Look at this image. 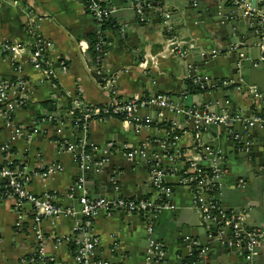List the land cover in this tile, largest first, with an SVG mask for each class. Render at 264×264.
<instances>
[{
  "label": "crops",
  "instance_id": "crops-1",
  "mask_svg": "<svg viewBox=\"0 0 264 264\" xmlns=\"http://www.w3.org/2000/svg\"><path fill=\"white\" fill-rule=\"evenodd\" d=\"M15 1L18 2L17 6L13 4ZM162 1L167 11L176 16L172 21L170 37L166 35L162 21L157 22L156 10L152 9V15L145 23L137 22L126 8L130 5L139 8L138 4L131 3L130 0H107L105 3L113 14L110 25L103 31L106 43L98 57L97 66L90 59L89 49L90 40L98 35L100 28L81 0L0 1V40L19 42L31 47L39 40L48 44L45 58L53 71L52 76L48 77L33 68L28 54L20 56L24 78L30 82L32 93L28 105L16 112L14 120L24 130H30L34 122L45 123L42 124L43 132H38L30 144L23 138L16 148L24 149L29 145L30 166L40 172L55 164L64 168V171L50 178H35L29 186L37 197L49 193L58 195L56 205L63 210L79 208L76 199L82 193L77 191L74 200H70L68 194L81 177L85 178L86 190H91L92 197L99 195L103 188L100 183L106 182L109 184L104 192L106 198L141 199L156 196L150 182L151 162L158 158L168 170L165 182L172 192L160 199L162 204L172 208L164 209L154 219L153 232H148V224L140 215L101 213L91 224L90 233L99 238L100 244L92 255L90 264L102 260L111 264H154V260L146 252L148 234L154 233L156 238H164L165 244L174 237H185L183 242L191 239L199 247L207 241L205 230L212 232L214 229L231 239L227 244L221 242L215 250L210 247L197 248V254L200 255L198 264H246L243 256L244 241L234 237L231 227L226 225L224 219L204 221L196 207L194 191L181 185L177 175V171L182 170L186 162H192L204 170L214 169L216 166L221 171L216 195L218 202L226 212L244 214L249 230L264 232L262 196L246 192L240 194L237 205L229 203V207L226 206V196L236 193V189L243 187L248 178L239 179L236 167L239 157L234 152V142L229 143L225 135H219L218 138L211 134L202 135L196 129L191 130L190 122L184 118L178 123L156 122L153 115H150L149 106H146L141 107V112L137 114L143 120L142 127L116 117L104 122L96 119L89 122L88 140L96 146L98 157L109 161L100 174L93 170L82 173L73 155L64 152L58 144L63 140L75 141L65 116L69 98L78 99L85 106L108 104L111 97L107 82L110 80L116 82L117 98L124 101L134 97L148 99L155 95H163L168 99L177 96L185 84H188L190 76V68L180 57L181 49H186L188 54L211 55L213 61L209 65L214 63L216 67L203 68L198 73L220 81L218 88L226 87L233 91L231 99L241 104L244 94H240V91H246L247 87L237 85L234 81L226 82L231 63L235 61L237 54L229 43L231 37L223 35L224 29L215 22V0H196L194 3L192 0ZM248 1L253 0H246ZM18 6L32 11L33 18L39 24L38 34L29 31L28 17ZM222 67L225 71L219 70ZM14 69L11 62L0 58V82L13 80L16 75ZM96 72L107 79L101 83V76L99 79L94 77ZM45 102H49L47 107L43 105ZM241 105L247 110L250 108L248 102ZM250 111L253 112L252 109ZM51 115L65 117L58 121L64 126L61 135H57L53 122H46ZM158 116L161 118L163 115L158 113ZM164 125H170L171 131L161 127ZM172 132H175L171 143L174 153L169 154L167 149L164 151L165 140ZM8 137L9 130L2 126L0 144L6 142ZM143 144L147 147L146 157L138 155L133 159L128 158V148H139ZM38 153L40 157L37 156ZM89 185L94 187L90 188ZM15 203L12 196H5L0 189V264H44L37 252L35 225L26 221L21 227L16 226L18 210ZM28 209L31 208L27 207ZM74 219L65 216L55 224L45 220L40 225L47 264H78L75 261L77 242L84 236L73 234ZM209 223H214L212 228L207 226ZM60 236H68L71 240L58 244L56 239ZM221 248L230 249L232 253L218 252ZM164 252L166 255L169 253L168 258L161 264H184L180 250L165 249ZM192 255L191 252L190 257ZM32 258L36 262H30ZM254 264H264V238L261 239Z\"/></svg>",
  "mask_w": 264,
  "mask_h": 264
},
{
  "label": "built area",
  "instance_id": "built-area-1",
  "mask_svg": "<svg viewBox=\"0 0 264 264\" xmlns=\"http://www.w3.org/2000/svg\"><path fill=\"white\" fill-rule=\"evenodd\" d=\"M106 1L107 0H86V3L82 1L100 28V31H98L99 42L96 44L97 51H102L106 43L103 39V31L101 28L111 19L113 14V11L106 5ZM232 1H235L236 4L248 7L246 0ZM13 4L17 6L18 2L15 1ZM164 24L166 25V32L170 34L173 26L170 23V16L168 14L165 17ZM29 31L32 34L35 33L33 27H30ZM47 46L48 44L45 45V43H42L40 40L32 47L10 40H0V58L11 62L15 68L16 74L13 80L0 82V126L2 125L9 130L8 140L0 144V189L5 196L9 195L15 199V205L18 210L16 226L21 227L26 221H31V223L35 225L37 230V252L42 258L41 262L47 264L44 238L40 231V225L45 220H50L55 224L57 220L66 216L75 218L72 228L73 234H82L84 236L77 242L78 249L75 261L78 264H90L91 257L100 244L99 238L93 233H90L92 220L101 213L107 215H113L118 212L125 213L126 215L136 214L144 218L148 224V232L152 233L154 219L157 218L164 209L172 208L167 204L161 203L162 196L167 197L172 192L171 187L165 182L169 172H166L158 163L151 164L150 182L156 192V196L141 199L92 197L86 190L85 178L81 177L70 188L68 194V198L74 200L76 199L75 193L77 191L82 193V195L76 199L79 206L78 209L63 210L59 208L56 205L58 195L55 193L37 197L31 192L29 187L30 182L35 178L47 179L64 171V168L59 164L47 166L43 168L42 172L33 169L30 166L28 155L31 150L30 146L27 145L24 149L16 148L18 142L23 138H26L27 144H30L38 132H43L42 130L44 129L42 124L45 123L44 121L34 122L30 130H24V128L18 125L14 120L16 112L28 105L30 94L32 93L31 84L24 78V68L19 59L21 55L28 54L33 68L50 77L53 71L50 69L43 54ZM175 51H177V49L173 52ZM107 83V90L111 97L108 104L81 106L82 103L78 99H75L73 101V108L66 111L65 114L75 141L63 140L58 142V144L64 152L73 154L82 173L93 170L95 173L100 174L109 162L106 158L98 157L96 146L88 140V124L91 120L96 119L104 122L109 118L121 116L124 118V121L135 122L139 127H142L144 126L142 124L143 120L135 115L138 107H146L149 105L167 106L166 100L168 98L163 95H155L148 99L134 97L125 101L120 100L116 96V82L110 80ZM77 109L81 110L83 114L80 118L74 119L75 110ZM54 120H56V117L51 115L46 119V122L52 123ZM206 120L208 123H225L227 118L207 117ZM249 123L251 126L255 123L264 124V116H256L254 120ZM63 129V125L59 124L56 126L57 135H61L64 132ZM199 145L200 144H197L198 147H200ZM146 149V144H143L139 148H128L127 156L130 159L138 155L146 157ZM37 156L40 157L39 153ZM153 161L158 162L159 160L156 158ZM190 172L195 175L185 178L179 177V182L181 185H185L194 191L192 183L202 175L203 169L192 163L189 168V173ZM220 177L221 171L215 166L214 176L200 181L199 189L194 191L196 207L200 211L204 221L213 222L219 217L224 219L226 225L231 227L234 237L245 243L243 247V256L246 264H254V259L259 254L261 239L264 238V232L249 230V228L246 227V217L244 214L226 212L218 201L211 200V197L208 200L205 198L206 195H209L211 190L213 191L218 188ZM27 207L31 209L27 210ZM215 211L218 213L217 217L214 215ZM70 240L71 238L68 236H60L56 239L58 244L69 242ZM157 248L160 249L161 247L158 246ZM159 254L160 256L154 260V264H160V262L164 261V250L162 249L159 251ZM30 262L34 263L36 260L32 258ZM96 264L111 263L107 260H102Z\"/></svg>",
  "mask_w": 264,
  "mask_h": 264
},
{
  "label": "water",
  "instance_id": "water-1",
  "mask_svg": "<svg viewBox=\"0 0 264 264\" xmlns=\"http://www.w3.org/2000/svg\"><path fill=\"white\" fill-rule=\"evenodd\" d=\"M130 0L131 3L138 4L139 8L132 5L126 8L134 16L137 22L145 23L146 19L152 15V9L156 10L157 22L162 21L166 31L165 17L170 16V23L176 19L174 13L167 11L162 0ZM196 0H192L194 3ZM170 3V2H167ZM248 7L236 4L232 0H215L213 5L216 10L214 12L215 22L221 29H224L223 35L229 38V43L235 48V61L231 64L229 76L226 82L234 81L235 84L245 85L246 91L241 89L240 94H244L241 104L250 105L247 110L233 99V91L226 87L218 88L220 81L213 80L212 77H204L198 71L206 68L212 69L216 64L209 65L213 58L208 54H188L186 49H181L180 57L190 68V76L180 93L172 99H167V106L149 105L150 115L156 122L165 121L178 123L182 118L188 120L191 124V130H198L202 135L211 134L218 138L219 135H225L227 141L234 142V152L238 154L239 161L236 165L239 179L247 177L243 183V187L236 189L239 193H232L226 196L229 203L237 205L240 202V194L250 192L251 195L264 198V124L255 123L250 125L256 116H264V0H253L246 2ZM27 15V25L33 27L36 34L39 24L35 21L30 9L25 10L24 6H18ZM182 16V15H179ZM173 26V24H172ZM167 33V32H166ZM233 39V40H232ZM220 71H225L222 67ZM102 83L104 78L98 72L94 73V77ZM232 98V99H231ZM81 106H85L82 104ZM253 110L250 111V110ZM142 108L138 107L135 115L141 112ZM158 113H162L159 118ZM226 117L225 123L212 122L208 123L206 118ZM200 134V135H201ZM202 141V140H201ZM220 181V179H219ZM240 181V180H239ZM238 181V182H239ZM90 188L94 186L89 185ZM103 187L100 189L99 195L95 198H105L106 182L100 183ZM91 195V190H88ZM205 198L208 200L209 195ZM221 219L220 217L218 218ZM214 223L207 226L212 228ZM230 230V228H226ZM206 243L196 247L191 239L185 240L174 237L171 242L165 244L164 238H156L155 234H148L146 238V252L152 260H156L162 249L180 250L182 263L190 258V254L198 253L197 248L210 247L215 250L221 242L227 244L231 239L220 235L215 229L212 232L205 230ZM181 240V241H180ZM161 247L160 249L157 247ZM96 250V249H95ZM201 251V250H200ZM96 252V251H95ZM223 254L230 253L227 248L218 249ZM232 253V252H231ZM169 254V253H168ZM168 254L164 256V260L168 258Z\"/></svg>",
  "mask_w": 264,
  "mask_h": 264
},
{
  "label": "trees",
  "instance_id": "trees-1",
  "mask_svg": "<svg viewBox=\"0 0 264 264\" xmlns=\"http://www.w3.org/2000/svg\"><path fill=\"white\" fill-rule=\"evenodd\" d=\"M81 1H83L84 3H86V0H81ZM112 19H110L108 22H106L105 23V25L104 26H102V28H101V30L102 31H104L106 28H107V26L108 25H110V21H111ZM166 35L168 36V37H170V34L169 33H166ZM99 42V35H95L91 40H90V49H89V55H90V59H91V61L94 63V64H96V66L97 65H99V61H98V57L99 56H101V51H97L96 50V44ZM43 54H44V56H46V51H43ZM103 55V54H102ZM101 60V59H100ZM98 61V62H97ZM53 82H55V81H53ZM119 99V98H118ZM73 101H74V99H71V98H69V101H68V106L66 107V111H68V110H71L72 108H73ZM43 105L45 106V107H47L48 105H49V102H45V103H43ZM54 110H55V108H54ZM83 113H82V111L81 110H79V109H77V110H75V117H74V119H77V118H80L81 117V115H82ZM59 118H61V120H63V119H65V117L64 116H56V120H54L53 121V125L56 127V125H59V123H58V121H59ZM67 118V117H66ZM116 118H119V119H122V120H124V118L123 117H121V116H116ZM162 128H167V130H169V131H171V126L170 125H164V126H161ZM174 137H175V132H172L166 139L167 140H165V149H164V151H166V149L168 150V153L169 154H173L174 153V148H172L171 147V143L173 142V140H174ZM167 147V148H166ZM73 155V154H72ZM153 163H158L166 172H168V170H166L165 168H164V166H163V163L161 162V161H153V162H151V164H153ZM191 164H192V162H186V165L183 167V169L182 170H179V172H178V177H183V178H185V177H190V176H193V175H195V174H193L192 172H190L189 173V168L191 167ZM214 176V169H209V170H204L203 169V173H202V175L196 180V181H194L193 183H192V187H193V189H194V191H197L198 189H199V187H200V181L201 180H203V179H209V178H212ZM217 189H215V190H211L210 192H209V195L211 196V200H213V201H218L217 200ZM220 204V203H219ZM221 205V204H220ZM217 212L215 211L214 212V215L217 217ZM200 262V258H199V255L197 254V253H194L189 259H187V261H186V264H198ZM161 263H163V261L162 262H160V264Z\"/></svg>",
  "mask_w": 264,
  "mask_h": 264
}]
</instances>
